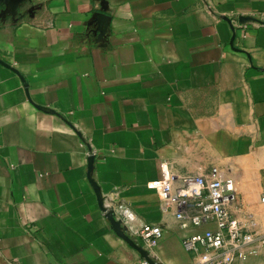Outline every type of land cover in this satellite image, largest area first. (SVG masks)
<instances>
[{
  "label": "crops",
  "instance_id": "1",
  "mask_svg": "<svg viewBox=\"0 0 264 264\" xmlns=\"http://www.w3.org/2000/svg\"><path fill=\"white\" fill-rule=\"evenodd\" d=\"M263 11L264 0H0V264H140L103 209L119 204L135 228L162 226L156 264H202L203 249L183 246L200 229L154 187L163 169L217 167L257 231ZM261 245L233 263L264 264Z\"/></svg>",
  "mask_w": 264,
  "mask_h": 264
},
{
  "label": "built area",
  "instance_id": "2",
  "mask_svg": "<svg viewBox=\"0 0 264 264\" xmlns=\"http://www.w3.org/2000/svg\"><path fill=\"white\" fill-rule=\"evenodd\" d=\"M259 26L264 27V11ZM154 187L165 210L172 209L183 226L190 224L200 229L186 236L183 246L189 251L203 249L202 264H234L236 250L255 242L254 234L234 214L238 201L234 180L223 176L217 167H213L208 175L182 176L163 169L162 178L155 182ZM112 211L128 236L142 240L141 246L151 258V252L164 234L162 226L144 224L135 228L131 225L134 213L124 204H119ZM260 243H264V238ZM140 264L151 262L142 256Z\"/></svg>",
  "mask_w": 264,
  "mask_h": 264
},
{
  "label": "rangeland",
  "instance_id": "3",
  "mask_svg": "<svg viewBox=\"0 0 264 264\" xmlns=\"http://www.w3.org/2000/svg\"><path fill=\"white\" fill-rule=\"evenodd\" d=\"M264 196H262L261 198H260V202L261 203H264V201L262 200V198H263ZM237 199H238V201H237V203H236V205L234 206V214H235V216L237 215V218H238V220H241V222H243L245 225H246V227H248V230L249 229H251V227H250V222H252V221H254V219L252 218V216L253 215H251V214H248V213H242V212H239V209H241L240 208V205H239V202L241 201L240 200V196H239V194H238V192H237ZM257 226H258V229H257V231L259 232V233H261V234H259L255 229L252 231V233L254 234V236H255V238H256V240H255V242H253V243H251V244H246V245H243L241 248H238V250H236V254H235V257L236 256H238L239 255V253H240V251H241V255L240 256H243V254H252V253H254V252H256V250L258 249V248H255L254 247V245L257 243H260V240H262L263 238H264V222L263 221H258L257 222ZM264 245V243H262V245L261 246H263Z\"/></svg>",
  "mask_w": 264,
  "mask_h": 264
},
{
  "label": "water",
  "instance_id": "4",
  "mask_svg": "<svg viewBox=\"0 0 264 264\" xmlns=\"http://www.w3.org/2000/svg\"><path fill=\"white\" fill-rule=\"evenodd\" d=\"M90 160H91V162H92V158H91ZM96 189H97V191H98V188H96ZM100 204H101V206H102V202H101V200H100ZM103 209L105 210L106 208H103ZM106 215H107L108 219L110 220V222L112 223L114 230H115V231H116V232H117L122 238H124L129 244H131L133 247H135V248H136V249L142 254V256L146 257V258L151 262V264H156V263L153 261V259L150 258V257L148 256L147 251L144 250V249L142 248L141 245L137 244V243H136V242H135L130 236H128V235L123 231L121 221L118 220V219L115 217V215H114V213H113L112 210L108 211V212L106 213Z\"/></svg>",
  "mask_w": 264,
  "mask_h": 264
}]
</instances>
